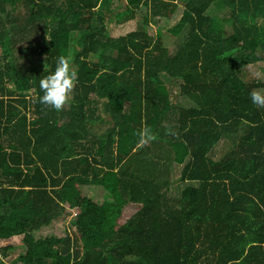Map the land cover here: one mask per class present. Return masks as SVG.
Returning <instances> with one entry per match:
<instances>
[{"label": "trees", "instance_id": "trees-1", "mask_svg": "<svg viewBox=\"0 0 264 264\" xmlns=\"http://www.w3.org/2000/svg\"><path fill=\"white\" fill-rule=\"evenodd\" d=\"M180 11L171 53L149 30ZM114 17L141 24L111 38ZM262 21L264 0H0V241L23 249L0 264H264V83L240 74ZM60 56L76 79L54 110Z\"/></svg>", "mask_w": 264, "mask_h": 264}, {"label": "rangeland", "instance_id": "rangeland-1", "mask_svg": "<svg viewBox=\"0 0 264 264\" xmlns=\"http://www.w3.org/2000/svg\"><path fill=\"white\" fill-rule=\"evenodd\" d=\"M225 10L221 9L219 12H216V15L218 16H222L224 15ZM181 17V11L178 12L177 17L174 20H167V19H155V21L153 22V25L150 27V30L148 28V30L150 31L151 34L157 35V34H163L164 38L167 39L168 45H170V52L174 53L176 48H177V44H178V39L174 38V37H169V34H167V30L172 28L177 21L180 19ZM262 23H264V21H262ZM141 24V22L138 21H134V22H129L127 23L123 29H121V36L125 33L127 34L129 31H134L136 29L139 28V25ZM105 28L107 30V32L109 33L111 38H116L115 36L119 35L118 29H120V25L116 24L115 21V17L112 18L110 21H108L105 24ZM143 28V27H142ZM36 32V30L34 31V33ZM101 34V33H100ZM29 34H26V37H28ZM34 36H36V34H34ZM75 33L72 34L71 37V41L72 43L75 40ZM169 37V38H168ZM25 44H27V42H23L22 45L25 46ZM73 65V64H72ZM242 78H244L245 80H248L249 78H252V76H255L256 79H258L259 81L264 83V60L254 64L253 66H251L249 69H246L244 71H242V73H240ZM179 87L174 88V92L172 93V101L174 103H180L179 100ZM225 152V151H224ZM172 194L177 197L179 190H180V186H181V182H180V168L178 166H174L173 170H172ZM89 196L91 198L97 199V198H104L105 197V192L103 189H101L100 187H93L92 190L89 192ZM68 213H71L70 211ZM68 221V216L64 217L61 221H59V224L63 227L67 224ZM4 245H13L15 246L14 249L10 250L9 255L6 257V261L9 263H13V261L23 252V249L21 246L18 245V242L15 239H10V240H4V241H0V248Z\"/></svg>", "mask_w": 264, "mask_h": 264}, {"label": "clouds", "instance_id": "clouds-1", "mask_svg": "<svg viewBox=\"0 0 264 264\" xmlns=\"http://www.w3.org/2000/svg\"><path fill=\"white\" fill-rule=\"evenodd\" d=\"M75 79L76 72L71 70L68 60L63 56L58 57L54 70L39 81L42 91L41 104L50 106L54 110H61L74 89ZM249 96L253 104L264 107V89L253 90ZM141 135L142 141L152 138L147 129Z\"/></svg>", "mask_w": 264, "mask_h": 264}, {"label": "crops", "instance_id": "crops-1", "mask_svg": "<svg viewBox=\"0 0 264 264\" xmlns=\"http://www.w3.org/2000/svg\"><path fill=\"white\" fill-rule=\"evenodd\" d=\"M125 25H126V24H125ZM125 25H121V26H120V29H118L119 35L122 34V33H121V29H123V27H124ZM123 35H125V33H124Z\"/></svg>", "mask_w": 264, "mask_h": 264}]
</instances>
